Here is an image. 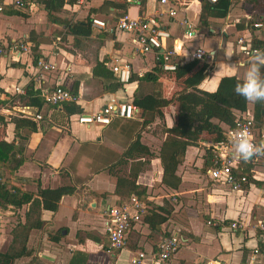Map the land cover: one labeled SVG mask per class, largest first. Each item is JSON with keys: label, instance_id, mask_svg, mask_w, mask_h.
<instances>
[{"label": "crops", "instance_id": "0c3cea01", "mask_svg": "<svg viewBox=\"0 0 264 264\" xmlns=\"http://www.w3.org/2000/svg\"><path fill=\"white\" fill-rule=\"evenodd\" d=\"M26 1L24 8L15 9L11 0H0L5 5L0 15V47L17 42L28 45L25 53L8 51L0 57V142L12 145L8 159L0 162V182L23 193L24 199L30 197L20 208L8 205L0 210V252L7 250L27 215L29 224H39V228L29 230L26 254L12 264H132L134 259L140 264H264V257L253 253L261 246L255 224L264 223V156L238 162V171L247 174L248 184L240 192H229L207 177L210 159L205 150L213 142L202 140L198 147L185 149L175 171L177 188L164 187L157 155L166 135L154 128L159 122L164 129L172 127L174 106L162 108L161 119L154 117L138 133L140 144L151 154L141 159L146 164L136 178L144 189L140 201L147 211L128 230L124 247L115 251L104 232V212L121 203L114 194L115 182L117 177H127L133 164L122 154L137 130L126 129L127 120L119 119L107 126L82 125L75 115L63 125L61 116L51 114L48 106L41 103L35 109L31 104V98H37L32 90L40 91L32 80L36 59L55 66L42 75L40 89L60 85L75 93L73 104L80 114H95L110 99L128 102L136 94H149L152 83L140 82L147 73L156 83L178 85L160 73L151 54L135 53L131 35L102 32L88 24L89 36L84 38L67 29L90 19L111 25L125 13L133 18L160 14L159 22L170 34L165 46L173 45L187 55L179 58L182 64L191 60L189 55L196 48L209 54L198 89L214 92L223 77L243 80L245 69L235 71L231 65L251 58L238 53L235 41L243 38L254 47L264 44V0H229L224 18H207L204 24L199 16L205 0H166L164 5L159 0H76L51 14L43 0ZM168 10L174 12L172 17L167 16ZM258 21L262 27L253 29L251 25ZM183 22L194 31L192 39H185ZM114 62L129 67L131 80L125 89L109 92L103 86L102 71L99 76L92 71L100 63L110 73ZM14 88L23 94H16ZM246 113L252 116V103L248 102ZM35 114L39 120L30 116ZM131 121L138 125L143 118L134 116ZM255 129L264 133V122ZM63 186L74 191L60 198L55 211H32L29 203L37 198L38 187ZM232 222L240 226L230 230ZM168 236L177 238L178 247L160 261L156 247Z\"/></svg>", "mask_w": 264, "mask_h": 264}, {"label": "trees", "instance_id": "16d2710c", "mask_svg": "<svg viewBox=\"0 0 264 264\" xmlns=\"http://www.w3.org/2000/svg\"><path fill=\"white\" fill-rule=\"evenodd\" d=\"M76 0H43L44 9L51 14L60 10L64 3H72ZM252 2L254 0H246ZM229 6V0H215L214 3L206 1L202 6L199 16L200 24H204L207 18L222 19L225 17ZM260 22V21H258ZM89 21H81L71 28H67L69 33L74 36L81 35L82 37L89 36ZM260 46H257L259 48ZM207 65L198 60H189L186 63L176 67L174 72L163 73L178 85L162 84L155 79H151L149 73L143 75L140 82H149L151 92L149 94H136L132 98V104L136 108L135 117L143 118L142 123L137 125L136 121L127 120L125 128L137 130L134 139L129 143L122 154V158L132 161L131 168L127 177H117L115 182L114 194L119 196L120 202L125 201L130 195H135L140 199L144 194V189L136 184L138 173L144 168L146 162L141 161L145 157H150L148 149L139 142L138 133L150 122L154 117L161 119L160 110L170 105H174L173 124L170 129H162L165 139L161 143L157 158L161 167V184L169 189H176L179 184V178L175 175L176 167L182 162V158L187 147H198L202 140L209 142H217L222 140L227 130L234 126V121L239 114L247 112L248 102L234 92V87L237 82L242 80L235 77H223L219 80L214 92H205L198 89V85L205 78ZM102 71V83L105 90L115 92L120 88L117 79L104 70L103 64L96 63L93 72L94 76H99ZM264 72V70L262 71ZM131 80V78H130ZM171 89V92H170ZM38 98H31L33 108H39L42 99L39 97L38 91L32 90ZM170 92V93H167ZM73 95L75 93L72 92ZM166 95V96H165ZM51 114L60 115L65 121L74 115L80 114V109L73 103H60L55 106H48ZM252 120L254 125L262 126L264 122V103H252ZM149 120V121H147ZM212 120L215 122L213 123ZM32 124V123H31ZM141 125V126H140ZM223 125L225 129L221 127ZM138 126V127H137ZM34 128V127H32ZM209 136L211 139H206L202 135ZM12 145L0 142V162H5L11 153ZM211 148L209 145L205 150V154L211 158ZM244 162V161H242ZM247 176V174H246ZM74 191L73 188L63 186L56 189H40L38 187L36 196L30 207L40 211H55L58 201L63 196H68ZM24 194L7 188L4 182H0V210L5 206L20 208L28 203L30 197L24 199ZM120 204V203H119ZM36 214H38L36 212ZM25 219L23 225L16 227V232L12 235L10 245L3 253L0 252V264H12L15 259H18L26 254L24 247L27 234L33 228H39V224L34 226L28 222L29 217ZM15 231V229H14Z\"/></svg>", "mask_w": 264, "mask_h": 264}, {"label": "built area", "instance_id": "2783aa9c", "mask_svg": "<svg viewBox=\"0 0 264 264\" xmlns=\"http://www.w3.org/2000/svg\"><path fill=\"white\" fill-rule=\"evenodd\" d=\"M131 0H127L130 2ZM214 3L215 0H205ZM160 5L166 4V0H159ZM27 5L26 0H11V6L15 9H22ZM5 5L0 2V15L4 12ZM174 12L167 11V16L172 17ZM160 14L147 17H130L127 13L118 17L111 25L103 21L90 19V27L102 32L123 33L131 35L132 46L135 53L138 55L151 54L156 67L164 73L174 72L176 67L182 62L179 60L181 56L176 51L173 45L168 48L165 46L166 41L170 39V34L163 28L159 22ZM182 25L185 27L184 37L189 40L194 36V31L186 23ZM253 29H260L262 27L260 22H255L252 25ZM235 45L238 53L245 58H251V54L257 50H264V44L259 48L254 47L243 40L237 38ZM20 50L25 53L28 51V45L17 42L11 43L7 47H0V57L4 56L8 51ZM192 60L202 61L209 64L211 57L207 52L201 48H196L189 55ZM55 69L52 63L36 59L34 64L33 82L37 85L39 95L46 106H55L60 103H76L77 98L69 91L62 88L60 85H54L51 88L43 87L40 89L42 82V75L51 72ZM109 71L117 79L120 88L125 89L129 84L131 72L126 64L114 62L109 66ZM16 94H23L19 88H14ZM136 114V108L131 101L118 102L114 99L108 100L103 107L95 114H79L75 115L76 122L82 125H100L107 126L112 119L131 120ZM35 120H39L38 114L30 115ZM237 131H245L249 138L255 144L264 142V133H258L255 129L252 116L247 113L238 115L234 121L232 129L227 130L222 140L213 142L209 145L210 151V166L206 170L207 177L210 181L219 184L223 189L229 192H240L248 184V178L245 174L238 171V160L234 157L231 140L233 134ZM147 207L144 202H141L135 195H130L125 201L117 206L111 207L104 212L105 223L104 232L108 239L110 249L119 251L125 245L126 234L132 224L139 223L142 217L146 214ZM240 225L232 222L229 225L230 230H236ZM258 231V241L261 246L254 249V254H259L264 257V223L257 221L255 224ZM178 240L175 236L163 237L156 247V257L160 261L167 260L177 249ZM137 258L141 259L142 254H138ZM132 264H140L136 259L131 261Z\"/></svg>", "mask_w": 264, "mask_h": 264}, {"label": "clouds", "instance_id": "9594fccd", "mask_svg": "<svg viewBox=\"0 0 264 264\" xmlns=\"http://www.w3.org/2000/svg\"><path fill=\"white\" fill-rule=\"evenodd\" d=\"M233 70L244 68L242 82L234 87L236 95L241 96L249 103H264V50L257 49L251 54L248 61L238 60L232 64ZM234 157L248 162L257 156H264V142L255 144L245 131H237L231 140Z\"/></svg>", "mask_w": 264, "mask_h": 264}, {"label": "rangeland", "instance_id": "374dc122", "mask_svg": "<svg viewBox=\"0 0 264 264\" xmlns=\"http://www.w3.org/2000/svg\"><path fill=\"white\" fill-rule=\"evenodd\" d=\"M174 106V105H173ZM173 111H175V109L173 110ZM155 130H154V132H157V133H159V132H161L162 131V126L160 125V122H159V124H157V125H155V128H154ZM143 130V129H142Z\"/></svg>", "mask_w": 264, "mask_h": 264}]
</instances>
